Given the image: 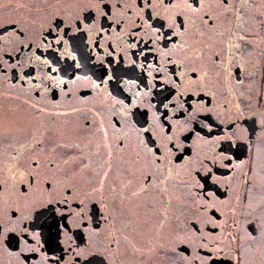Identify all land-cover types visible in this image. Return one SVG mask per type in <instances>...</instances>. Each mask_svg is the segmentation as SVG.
<instances>
[{"label":"snow or ice","instance_id":"1","mask_svg":"<svg viewBox=\"0 0 264 264\" xmlns=\"http://www.w3.org/2000/svg\"><path fill=\"white\" fill-rule=\"evenodd\" d=\"M15 6L0 264H264L262 94L233 87L264 82L255 0Z\"/></svg>","mask_w":264,"mask_h":264},{"label":"flooded vegetation","instance_id":"2","mask_svg":"<svg viewBox=\"0 0 264 264\" xmlns=\"http://www.w3.org/2000/svg\"><path fill=\"white\" fill-rule=\"evenodd\" d=\"M51 2H54V0H51ZM122 3L123 0H120ZM6 3L8 4V7L0 8V12L10 13L13 17L23 16L26 14V9L21 7L17 8L15 5L17 3H27V0H6ZM255 3L259 5V7L252 9L253 13L258 12H264V5H261V0H255ZM253 43L256 45V51H264V42H261L259 39V36H257L256 40L253 41ZM257 72L259 73V68H257ZM233 87L236 91H245V95H247V89L249 87L253 88V95L257 92H260L261 95V107H264V82L261 81V78L259 75H257V79L254 85H250L248 80L245 79L243 86H237L235 85V81H233ZM256 150V144L253 145V152ZM228 212L225 208V216L227 217Z\"/></svg>","mask_w":264,"mask_h":264}]
</instances>
